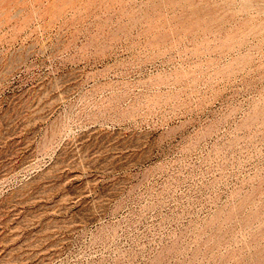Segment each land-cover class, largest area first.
<instances>
[{"label":"rangeland","instance_id":"1","mask_svg":"<svg viewBox=\"0 0 264 264\" xmlns=\"http://www.w3.org/2000/svg\"><path fill=\"white\" fill-rule=\"evenodd\" d=\"M0 2V264H264V0Z\"/></svg>","mask_w":264,"mask_h":264},{"label":"bare ground","instance_id":"2","mask_svg":"<svg viewBox=\"0 0 264 264\" xmlns=\"http://www.w3.org/2000/svg\"><path fill=\"white\" fill-rule=\"evenodd\" d=\"M5 1H6V3H7V0H5ZM62 1H63V0H62ZM2 2H3V1H2ZM8 2H9V1H8ZM0 3H1V2H0ZM62 3H64V2H62ZM65 3H66V2H65ZM65 3H64V4H65ZM68 3H69V2H68ZM57 4L59 5V3H57ZM57 4H56V6H57ZM0 5H1V4H0ZM5 5H6V4H5ZM60 6H61V4H60ZM60 6H59V7H60ZM52 7H53V5H52Z\"/></svg>","mask_w":264,"mask_h":264}]
</instances>
